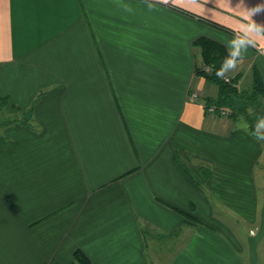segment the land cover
Here are the masks:
<instances>
[{"label": "crops", "instance_id": "1", "mask_svg": "<svg viewBox=\"0 0 264 264\" xmlns=\"http://www.w3.org/2000/svg\"><path fill=\"white\" fill-rule=\"evenodd\" d=\"M252 24L264 0H0V264H155L153 231L167 264H264V95L218 118L194 74L207 38L264 86Z\"/></svg>", "mask_w": 264, "mask_h": 264}, {"label": "trees", "instance_id": "2", "mask_svg": "<svg viewBox=\"0 0 264 264\" xmlns=\"http://www.w3.org/2000/svg\"><path fill=\"white\" fill-rule=\"evenodd\" d=\"M195 46L199 49L201 66L194 68V74L203 77L218 88L216 98L205 100V108L209 106L216 109L226 108L231 111L230 117L236 119L241 113L245 114L248 108L254 106L258 98L264 95V86L256 71L253 74L251 88L245 91H239L235 87L238 76L231 77L229 82L221 79L220 75L226 72L236 61V56L223 45L207 38H199L195 41ZM205 68H209L210 73H206ZM8 101L6 98L0 97V106H6ZM177 163L185 171L178 160ZM186 219L190 222L195 221L190 216H187ZM72 264H91V262L82 251L76 250L73 252Z\"/></svg>", "mask_w": 264, "mask_h": 264}, {"label": "rangeland", "instance_id": "3", "mask_svg": "<svg viewBox=\"0 0 264 264\" xmlns=\"http://www.w3.org/2000/svg\"><path fill=\"white\" fill-rule=\"evenodd\" d=\"M224 74L227 75L229 77V79L231 78L228 75L227 71L224 72ZM214 86L217 88L216 85H214ZM217 90H218V88H217ZM191 93L189 95H191ZM197 94L199 97V93H197ZM216 97L217 96H215L214 98H216ZM260 97H262V96H260ZM260 97L258 98V100L261 99ZM214 98H211V99H214ZM196 100H193V101H196ZM258 100L254 106H252L251 108H248V110L246 111L245 114L241 113L240 116H238L237 118H242V121L251 122V123H252V120L259 121L260 113H261V103H259L260 100L259 101ZM202 104L205 108V100L202 102ZM5 107L6 106H4V107L0 106V125L1 126L4 125L5 123H11V122H14L16 120L15 116L13 119H6L5 114L3 115V109ZM10 117H12V116H10ZM260 119L262 120V118H260ZM262 163L264 164V159H262V161L260 162V164H262ZM225 222L227 223V220ZM228 223H229V225H231L230 220ZM238 226H239L240 230L243 232V234L248 235V232L246 230L247 228L244 227L243 225H241V223H235V225L233 226V230L235 228H237ZM154 233H155V231L152 232V234H151L152 238H150L148 241L149 246L146 249L147 250L146 254H147L148 259L149 260L151 259L152 263L164 264L166 258L163 257L162 252L167 250L168 242L171 241L173 239V237L166 235L164 233H155V234ZM245 255H246V253H245ZM165 264H167V263H165Z\"/></svg>", "mask_w": 264, "mask_h": 264}, {"label": "built area", "instance_id": "4", "mask_svg": "<svg viewBox=\"0 0 264 264\" xmlns=\"http://www.w3.org/2000/svg\"><path fill=\"white\" fill-rule=\"evenodd\" d=\"M205 72L206 73H210V69L209 68H205ZM221 79H223L225 82H229V77L227 75H225L224 73H222L220 75ZM190 98L192 100H196L198 98V94L197 92H192L191 95H190ZM205 112L208 114V115H212V116H216L218 118H227V117H230V114H231V111L226 109V108H219V109H216L215 107L213 106H209L208 108H205Z\"/></svg>", "mask_w": 264, "mask_h": 264}, {"label": "clouds", "instance_id": "5", "mask_svg": "<svg viewBox=\"0 0 264 264\" xmlns=\"http://www.w3.org/2000/svg\"><path fill=\"white\" fill-rule=\"evenodd\" d=\"M259 9H256L254 11H258ZM249 27L255 31H261V30H264V25H260V24H252V25H249ZM249 41L247 39H240L236 42V49H237V54H239L240 50L244 49L246 46H247V43ZM261 127H264V120H262L260 122V125Z\"/></svg>", "mask_w": 264, "mask_h": 264}]
</instances>
